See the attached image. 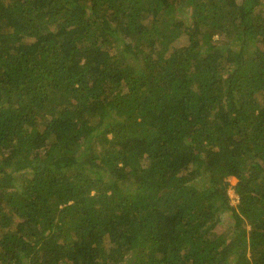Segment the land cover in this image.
<instances>
[{"label": "trees", "instance_id": "16d2710c", "mask_svg": "<svg viewBox=\"0 0 264 264\" xmlns=\"http://www.w3.org/2000/svg\"><path fill=\"white\" fill-rule=\"evenodd\" d=\"M0 264H264V0H0Z\"/></svg>", "mask_w": 264, "mask_h": 264}, {"label": "rangeland", "instance_id": "374dc122", "mask_svg": "<svg viewBox=\"0 0 264 264\" xmlns=\"http://www.w3.org/2000/svg\"><path fill=\"white\" fill-rule=\"evenodd\" d=\"M186 37L183 36L181 39H179L177 42L174 43V46H181L183 44H186ZM229 181L231 182V185H230V188H229V195H230V202L232 205H236L237 204V197L238 195L235 193L234 191V185L237 183V178L235 177H230L229 178ZM231 222V218L230 216H228L227 213L223 214L222 216V220L221 222L219 223L217 229L219 231H228V225L229 223ZM228 232H231V231H228Z\"/></svg>", "mask_w": 264, "mask_h": 264}]
</instances>
